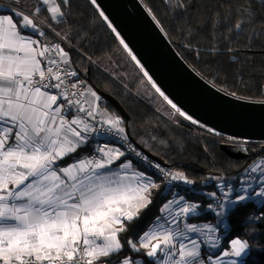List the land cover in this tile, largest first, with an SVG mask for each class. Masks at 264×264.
I'll use <instances>...</instances> for the list:
<instances>
[{"label":"snow or ice","instance_id":"6c2138e0","mask_svg":"<svg viewBox=\"0 0 264 264\" xmlns=\"http://www.w3.org/2000/svg\"><path fill=\"white\" fill-rule=\"evenodd\" d=\"M50 3L55 6L48 7L46 11L52 19H60L63 17L61 5H70V0H59V3L42 0L45 6ZM91 3L97 5V0H91ZM36 11L39 12L40 8ZM99 15L116 33L120 44L148 77L152 87L176 113L197 123L157 87L105 13L100 11ZM235 27L241 26L237 24ZM26 29L37 33V26L29 15L17 11L13 15L0 16V264H113V256L117 264H136L134 259L123 255L125 245L118 238L119 232L127 230L123 221H133L135 214L124 212L120 217L116 213L122 212L120 205L146 207L151 203L150 189L159 185L144 173L128 177L121 176L119 172L104 171L110 170L111 165L125 155L119 148H108L107 145L96 150L103 154L100 159L81 160L70 168L55 166L57 160L82 146L86 139L84 133L90 129L80 118L65 119L62 105L57 103L63 92L51 94V89H60L64 84L60 63H69L65 59L68 54L56 45L61 60L49 57L42 68L38 57H45L51 49L45 47L37 52L33 45L39 41L25 35ZM37 34L43 36L44 32ZM64 75L77 74L66 72ZM91 95L99 100L94 91ZM68 104H73V101L68 100ZM67 111L70 109H63V112ZM78 111L94 116L92 110L82 106ZM108 122L113 126L119 123L118 120ZM80 125H83L82 129ZM121 167L128 169L130 165L122 163ZM73 170H76V175H73ZM172 179H183V176L178 173ZM218 187L224 200L219 203L218 211H212L220 216L227 213L226 204L242 203L251 196L264 197V180H261L259 191H250L251 185H248L236 191L234 199L230 198L234 191L231 186L227 191L223 185ZM209 196L217 198L215 192ZM183 200L184 197H180L179 200L168 201L164 210L176 204L180 206V213L197 215L199 206L181 205ZM113 225L121 227L114 228ZM204 228L215 232V228L209 225H204ZM186 229L190 233L203 231L195 224L186 225ZM177 237L182 238L179 243L176 242ZM125 243L134 252L145 249L144 254L149 258H158L162 253L165 258L162 264H202L205 259L209 264H223L219 255L215 258L201 257L200 245L195 239L189 240L184 232H173L162 224L145 232L140 237L139 246L130 240ZM217 246L218 241L212 244V247ZM248 248L246 240L234 238L229 241V250L223 251L222 255L242 258ZM228 264L238 262L232 259Z\"/></svg>","mask_w":264,"mask_h":264},{"label":"trees","instance_id":"16d2710c","mask_svg":"<svg viewBox=\"0 0 264 264\" xmlns=\"http://www.w3.org/2000/svg\"><path fill=\"white\" fill-rule=\"evenodd\" d=\"M0 1L28 9L21 2L23 0L20 3L17 0ZM142 1L198 74L228 94L264 101V0ZM42 11L40 7L35 14L43 21L44 18L40 17ZM61 11L62 18L47 21L57 35L45 30L44 36L48 41H55L59 35L68 42L70 45L64 46L68 54L65 59L86 80V87L112 95L124 106L131 119L126 121L116 105L103 95L101 112L119 116L123 131L127 133L129 126L131 137H128L137 147L139 145L141 150L164 160L172 170L189 177L198 191H185L187 197L202 204V213L189 218H200L201 222L208 221L217 226L222 234L221 252L227 249L231 239L240 238L250 245L244 264H264V200L249 199L238 203L228 209L223 220L207 209L208 205H214L209 194L220 191L216 181L222 173L235 176L257 157L236 159L229 156L222 149V143L213 136L200 139L176 126L148 77L131 60L116 33L100 17L102 10L98 5H93L91 0H70V5H61ZM237 24L241 27L236 28ZM203 131L205 134H219L212 129ZM78 155L79 151L68 158ZM155 176L159 187L152 190L151 203L139 210L126 231L118 233L125 245L123 255L139 259L141 264L158 263L155 258L144 254L145 249L134 252L125 242L130 240L139 246L140 237L160 216L162 205L173 195L163 180ZM111 259L117 264L115 256Z\"/></svg>","mask_w":264,"mask_h":264},{"label":"water","instance_id":"95a60500","mask_svg":"<svg viewBox=\"0 0 264 264\" xmlns=\"http://www.w3.org/2000/svg\"><path fill=\"white\" fill-rule=\"evenodd\" d=\"M97 5L158 87L180 109L217 133L264 140V101L228 94L198 74L142 0H97ZM98 92L111 100L129 121L130 114L118 100L102 90ZM126 132L131 137L129 126ZM222 148L236 159L257 157L264 150L261 147L245 152L233 144H223ZM142 150L151 159L166 165L164 160Z\"/></svg>","mask_w":264,"mask_h":264},{"label":"crops","instance_id":"0c3cea01","mask_svg":"<svg viewBox=\"0 0 264 264\" xmlns=\"http://www.w3.org/2000/svg\"><path fill=\"white\" fill-rule=\"evenodd\" d=\"M16 2L20 3V0H17ZM21 2L24 5H26L28 7V9H25L23 6H17V5H14L12 3H9V2L0 1V16L13 15V13L19 11V12H22L23 14L29 15L30 18L33 19L34 23L37 26V33L40 32V31L44 32L45 30L53 31V29L47 24V21H54L56 19H52L51 18V14L48 13L46 11V9L48 7L55 6L54 4L50 3L49 5L45 6V5L42 4V0H23ZM56 3H59V1L56 0ZM38 7L39 8L42 7L43 11L40 12V17H43L45 21L44 20L42 21L38 16H36L37 14H35V12H36V9ZM19 23H22V21H19ZM37 33H33L31 29L24 30V34L25 35L30 36V38L32 40H38L39 41V44H34L33 45V47L36 48L37 52H39V51H42L45 48V44L42 41V39L46 38V37L44 35L40 36ZM53 33L55 34V31H53ZM38 58L42 61V64H41L42 68L45 67L46 66V61L49 58L48 54L46 53L45 57H38ZM42 91H47V90L46 89H42ZM93 91L97 94V96L99 97V100H97L96 97H93L91 95V92H93ZM51 94L55 95L52 91H51ZM101 96L102 95L96 89H89V88L86 87V99H87L90 107L93 109L94 113L99 114V116L101 117L102 121L105 124L110 125L113 128H115V129H119V131H120L121 123H122L121 122V118L119 116H116L115 114H113L111 112H106V113L105 112H101V107H102V102H101L102 97ZM53 107H55V105ZM62 113L64 114L66 120L79 118L77 115L63 112V110H62ZM117 120L119 121V123L116 124L115 126H113L111 123L108 122V121H117ZM89 129H90V127H89ZM85 137H86V135H85ZM89 142H91V144L93 145V148L96 146V142L88 141V139L86 137V139H85L84 143L82 144V146L77 148V150L75 151V152L79 151V155L77 157L68 158L69 156H71L75 152L69 153L68 155L64 156L63 158L57 160L55 166L58 167V168H70L72 165L78 164L79 161L87 159L86 156H84V154L88 153L91 150V148H92V145H89L90 144ZM108 148H119V150L121 152H124L123 147L120 144H118L117 142H115V141H111L110 145L108 146ZM102 157H103V154L98 159H100ZM122 163L129 164L130 168H128V169L122 168L121 167ZM251 168L252 169H256V171H252L251 175L244 174V175L240 176L241 179H243V180H241L240 183H241L242 186L238 187L237 188L238 190H241L243 187H247L249 184L250 185L255 184V185H257V187L260 188L261 182L260 181L256 182V181H257V179L259 177H260L259 179L264 180V175L260 171L259 162H258V164H255ZM104 171L119 172L121 176L127 175L128 177H132L135 173H144L145 176L151 177V179L155 182V184L158 185L157 179H156L157 177L154 175V173L152 171H150L144 165H142L138 161H135L134 159H132L131 157H129L127 155H124V156L120 157L119 160H116L111 165L110 170H104ZM76 174H77L76 170H73V175H76ZM58 175H61L62 178L67 179L66 177H63L62 173H58ZM252 177L254 178V181L251 179ZM246 178H247V180H250L251 182L250 183L244 182V179H246ZM257 187H255V188H257ZM153 189L154 188L150 189V195H151V192H152ZM145 195H148V194L146 193ZM178 198L180 199V197H178ZM149 199L151 200V196H149ZM249 199H255V200L257 199V201H260L262 199V197L251 196ZM188 200H190L192 202H190ZM223 200H224L223 196L222 197H220V196L217 197L216 199H214V205H212L211 208L208 207L207 209H211V210L212 209H216L218 211L219 210V203L222 202ZM263 200H264V198L261 201H263ZM181 202L183 204H188V203L196 204V205H198L200 207V205H199L200 202L197 203V201H195V200H193L191 198L189 199L188 197L186 198V196H184V200L181 201ZM142 203H144V202L142 201ZM237 204H231L230 206L226 204L225 207L227 209H229L232 206H235ZM120 207L122 208V212L116 213V215L120 216V217L123 216L124 212H132V213L135 214V217H136V215L138 214L139 210L142 209V208H137V207L129 208L126 205H120ZM199 207L197 208V213H198L197 215H200L202 213V210L199 209ZM161 211L162 212H161L160 216L154 221V223L151 226H149V228L146 230V232L149 231L150 229H152L154 225H157V224H162L163 225V223H167L168 222V221H165V217H164V215H165V213H164V205L162 206ZM190 216H193V215H191V214L187 215V217H188L187 220L189 222H191V223L192 222L195 223L197 227H200V228L203 229L202 232L198 233V237L195 239L197 241V243L200 245L202 251H203V249H206V252H204V254H201V257H205L206 258L208 256H211L210 254L217 253L220 250L221 238H220L219 234H216V235L213 234L211 237L208 236L209 235V231L204 228V225H209V226L212 225V227L215 228V233H217L218 230H219L217 228V226L213 225L210 222H207V223L206 222H201L202 220L200 218H198V219H190L189 218ZM223 216L220 217L222 220H223ZM129 222L130 221L124 220L123 221V226L127 227ZM164 226H168V225L166 224ZM113 227L114 228L115 227H121V225H113ZM212 233H214V232H212ZM205 239H206V243H205ZM217 241H218V246L217 247H212V244L214 242H217ZM185 243H188V240H185ZM189 247H191L190 243H189ZM249 248H250V245H249ZM249 248L247 249L246 253L244 254V256L242 258H236V257H232V256L224 257L222 255V252L218 253L217 255L220 256V260L223 261V264H228V261H230L232 259H236L238 264H244L245 263V259L247 258L248 254H249ZM224 251H226V250H224ZM217 255H214L212 257L215 258ZM157 259L159 260V263L162 264V261L165 258L163 257V254L161 253V254H159ZM134 260L137 262V264H141V261L139 259H134ZM202 264H203V262H202ZM218 264H219V262H218Z\"/></svg>","mask_w":264,"mask_h":264},{"label":"built area","instance_id":"2783aa9c","mask_svg":"<svg viewBox=\"0 0 264 264\" xmlns=\"http://www.w3.org/2000/svg\"><path fill=\"white\" fill-rule=\"evenodd\" d=\"M56 34V33H55ZM57 35V34H56ZM59 39L55 41H48L46 38H43L42 41L45 44V47L51 49L50 52H47L48 57H52L56 59L57 61L61 60V53L56 50L55 46L59 45L60 48L65 50L64 46L69 44L66 42L62 37L58 35ZM50 66V65H47ZM60 69L62 78L64 79V84L61 86L60 89H51V91L58 95L60 92H63L64 95L59 97L57 103L62 105V110L65 108L70 109V111H67L66 113L77 115L80 119L84 120L90 127V131L88 133H84L88 139V141H94L96 142V146L93 148V152L90 155H87V159H98L99 158V152L96 151L99 147L107 145V147L110 145L111 141H115L121 145H124L125 148H127L128 155L135 158L139 162L143 163L147 168L154 171L158 176H160L163 180H167V184L170 186L171 189L174 191H180L184 190L186 192L192 191V187L189 183H186L185 181L187 179H172V172L171 170L163 165L160 164L153 159H151L148 155H146L141 149H139L129 138L126 134L119 131L118 129L113 128L110 125L105 124L99 114L94 113L93 117L87 116L86 112H79V107H84L85 109L92 110L90 107L87 99H86V80L78 75L73 68L70 66L69 63L64 64L60 63ZM66 72H75L76 76H68L64 75ZM55 83V81H53ZM75 84L76 87L73 88L72 85ZM68 100H72L73 104L69 105ZM76 101H79L80 103H75ZM94 112V111H93ZM81 129L83 128V125L79 126ZM192 128H196L197 130H193L192 133H196L200 136H203L205 138L209 136H213L216 140L221 141H227L234 145H238L239 148L242 149V151L247 152L252 147L261 148L264 147V140H247L243 138H237L229 135H223V134H204L202 131L203 129L208 131L211 130L210 128L206 127L203 124L195 123V125L192 126ZM205 132V131H204ZM234 138V139H233ZM260 165V171L264 175V150L263 152L257 156V158L243 171L241 174H248L251 175L252 173V166L255 164ZM156 165H159V168L156 167ZM240 176H234L233 178H237ZM231 177L227 176L225 173H222V176L216 181V185L218 186H225V182L230 179ZM169 181V182H168ZM172 186H171V185ZM219 188V187H218ZM219 231V230H218ZM226 250H229L226 249ZM83 255V253H81Z\"/></svg>","mask_w":264,"mask_h":264},{"label":"rangeland","instance_id":"374dc122","mask_svg":"<svg viewBox=\"0 0 264 264\" xmlns=\"http://www.w3.org/2000/svg\"><path fill=\"white\" fill-rule=\"evenodd\" d=\"M67 45H70V44H67ZM123 47V46H122ZM66 50H64V52H65ZM141 64V63H140ZM142 65V64H141ZM144 68V67H143ZM144 71H146L145 70V68H144ZM147 72V71H146ZM149 75V74H148ZM150 76V75H149ZM151 77V76H150ZM152 81L153 82H155L153 79H152ZM156 84V83H155ZM150 85L152 86V83H150ZM157 85V84H156ZM157 87H158V85H157ZM87 88H89V89H94L93 87H91V86H87ZM155 89V88H154ZM156 90V89H155ZM161 90V89H160ZM162 91V90H161ZM163 92V91H162ZM157 93V96L159 97V99L161 100V103H162V105L163 106H165L167 109H168V115L171 117V119H173L172 120V122L176 125V126H178L180 129H184V130H186L187 132H189V133H191L192 135H194V136H196V137H199L200 139H204L205 137H203V136H200V135H198V134H196V133H192L193 132V130H197L196 128H192V126L193 125H195V123H192V121L191 120H187V119H185L183 116H180L178 113H176L175 112V110L171 107V105H169L168 103H167V101L158 93V92H156ZM164 93V92H163ZM165 94V93H164ZM166 95V94H165ZM167 96V95H166ZM159 100V101H160ZM174 103V102H173ZM178 107V106H177ZM182 110V109H181ZM183 111V110H182ZM160 113V112H159ZM187 114V113H186ZM163 116H164V118H165V116L166 117H168L167 115H165V114H162ZM188 115V114H187ZM169 118V117H168ZM131 119V118H130ZM129 119V120H130ZM170 119V118H169ZM193 120H195L194 118H192ZM196 121V120H195ZM198 123V122H197ZM200 123V122H199ZM200 124H202V123H200ZM120 129H123L122 128V126H121V128ZM119 130V129H118ZM121 132H123L124 134H127V133H125L124 131H121ZM204 134H205V132L204 131H202ZM209 132V131H208ZM216 132V131H215ZM207 135H210L211 133H206ZM220 134V133H219ZM218 141V140H217ZM219 142H221L222 143V145L223 144H232V143H230V142H227V141H221V140H219ZM119 144V143H118ZM121 145V144H120ZM234 145V144H233ZM122 147H123V150H124V153H125V155H127V156H129V157H131L130 155H128L127 153H128V151H127V148H125V146L124 145H121ZM238 146V145H237ZM239 147V146H238ZM139 148V147H138ZM140 149V148H139ZM223 149V148H222ZM241 149V148H240ZM93 148H91V150L88 152V153H86L84 156H87V155H90L92 152H93ZM242 150V149H241ZM101 155H102V153H100L99 154V157H101ZM83 156V157H84ZM132 159H134L135 161H138V160H136L135 158H133V157H131ZM139 162V161H138ZM139 163H141V162H139ZM142 165H144L143 163H141ZM145 166V165H144ZM165 166H167V165H165ZM146 167V166H145ZM170 170H171V172H172V174L173 175H176V174H178V172H176L175 170H172V168H170L169 166H167ZM248 167V166H247ZM246 167V168H247ZM147 168V167H146ZM147 169H149V168H147ZM149 170H151V169H149ZM152 171V170H151ZM244 171V170H243ZM242 171V172H243ZM154 172V171H153ZM154 174L155 175H157L155 172H154ZM227 175V174H226ZM236 176L238 175V176H242V175H244V174H241V172H239V173H237V174H235ZM158 176V175H157ZM183 176V178H185V179H187L188 181H190V179H189V177H187V176H185V175H182ZM222 176V175H221ZM220 176V177H221ZM228 176V175H227ZM160 177V176H159ZM219 177V178H220ZM229 177H231L230 179H228L226 182H225V186H224V190L225 191H227V188H226V186L228 187V186H231L232 188H233V194H232V196L230 197V198H232V199H234L235 198V192L236 191H239L237 188H235V187H240V186H242L241 185V180H243V179H241V177H237V178H233L234 176H229ZM244 177V176H243ZM161 178V177H160ZM260 178V177H259ZM162 179V178H161ZM253 181H254V178L252 177L251 178ZM163 180V179H162ZM235 180H238L237 182H235ZM261 182V179H257V181L256 182ZM163 182L167 185L166 187L168 188V189H170V190H172L173 191V195L170 197V199L168 200V201H173V200H179V198L178 197H184V196H186V198H187V196H188V194L184 191V190H180V191H174L173 189H171L170 188V186L166 183L167 182V180H163ZM169 182V181H168ZM244 182H246V183H250L251 181L250 180H247V178L246 179H244ZM171 185V184H170ZM250 185V184H249ZM172 186V185H171ZM190 186L192 187V191H189V193H197V189H196V187H195V185L194 184H192V183H190ZM255 187H257V185H255V184H252L251 185V189H250V191L251 190H255V191H259V187H257V188H255ZM181 192V193H180ZM216 196L217 197H222L223 195H222V193H221V191H219V192H216ZM256 197V196H255ZM264 197H262V199H263ZM261 199V200H262ZM214 200V199H213ZM260 200V201H261ZM168 201L166 202V203H168ZM188 201H190V200H188ZM256 201H257V199H256ZM190 202H192V201H190ZM166 203H164L163 205H165ZM198 203V202H197ZM217 203V202H216ZM188 204H192V203H188ZM218 204V203H217ZM162 205V206H163ZM181 205H183V203L181 202ZM200 205V207H199V209H201V206H202V204L200 203L199 204ZM212 206V205H211ZM230 206V205H229ZM208 207H209V205H208ZM162 209V208H161ZM202 210V209H201ZM161 210H160V214H161ZM164 213H165V215H164V217H165V221H168L167 223H163V225H168V226H164L165 228H167V229H171V230H173V232H184L185 233V236L186 237H188L189 238V240L190 239H196L197 237H198V233H190V232H187V229H186V225H189V224H195V223H191V222H189L187 219H188V217L186 216V215H184L183 213H180V206H178V205H176V204H172L170 207H169V209L168 210H164ZM177 213H180L178 216H177ZM159 214V215H160ZM171 214V215H170ZM163 217V218H164ZM172 217H175V220H173L172 219ZM219 217H221L220 215H219ZM204 218H206V217H204ZM157 219V218H156ZM208 222V221H207ZM206 222V223H207ZM211 223V222H210ZM196 225V224H195ZM211 227H212V225H211ZM211 234V235H210ZM213 234H219V236H220V238H221V233H220V231H218L217 233H212V232H209V235L208 236H212ZM180 239H182L181 237H177V240H176V242L177 243H179V241H180ZM187 242V241H186ZM205 243H206V239H205ZM229 248V245H227V249ZM202 250H201V247H200V252H201ZM220 251V250H219ZM217 252V253H214V254H210L211 256H214V255H217L218 253H220V252ZM227 251V250H226ZM204 252H206V249H203V251L201 252V254H204ZM203 258H205V257H203ZM156 260H157V263L158 264H160L159 263V260L157 259V258H155ZM136 264H137V262H136ZM170 264V263H169ZM203 264H209V262L205 259V260H203Z\"/></svg>","mask_w":264,"mask_h":264}]
</instances>
